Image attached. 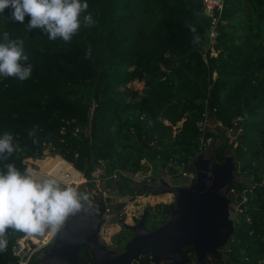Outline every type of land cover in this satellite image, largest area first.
I'll use <instances>...</instances> for the list:
<instances>
[{"label":"trees","instance_id":"1","mask_svg":"<svg viewBox=\"0 0 264 264\" xmlns=\"http://www.w3.org/2000/svg\"><path fill=\"white\" fill-rule=\"evenodd\" d=\"M87 3L70 43L50 40L41 29L28 31V17L20 24L7 18L9 10L0 14V43L5 33L9 40L23 41L26 63L33 68L23 82L0 76V136L11 133L19 146L7 159L0 158V170L14 163L26 173V160L44 159L50 149L61 157L53 172L66 170L62 178L69 184L81 181L82 174L94 191V173L103 167L108 176L116 170L126 174L106 182L123 190L150 167L174 176L193 169L202 151L199 124L207 117L204 139L219 141L215 161L232 151L254 185L227 187L239 192L240 212L226 258L199 262L191 246L185 251L195 263L187 264H264V0H225L217 56L203 49L209 22L202 0ZM89 14L92 27L83 19ZM136 81L144 83L142 91L130 86ZM232 129L236 147L227 136L219 137ZM175 207L157 204L147 218L149 230L165 225ZM25 236L7 230L0 264H18L12 248ZM79 259L93 263L88 246ZM132 264L153 263L145 255Z\"/></svg>","mask_w":264,"mask_h":264},{"label":"clouds","instance_id":"2","mask_svg":"<svg viewBox=\"0 0 264 264\" xmlns=\"http://www.w3.org/2000/svg\"><path fill=\"white\" fill-rule=\"evenodd\" d=\"M88 8L87 0H0V14L9 10L7 18L12 22L24 24L28 17V31L41 29L50 40L60 38L65 43H70L80 30L81 16ZM83 19L88 27L94 25L90 14ZM4 41L0 43V76L29 80L33 68L26 63L29 57L23 41L9 40L8 33ZM33 135L35 132L30 131L29 136ZM13 139L7 132L0 136V158L7 159L18 150ZM5 169L0 170V252L7 248L8 229L33 238L54 235L70 214L82 208V200H90L77 186L62 188L54 177L41 180L31 169L21 173L14 163L6 164Z\"/></svg>","mask_w":264,"mask_h":264},{"label":"water","instance_id":"3","mask_svg":"<svg viewBox=\"0 0 264 264\" xmlns=\"http://www.w3.org/2000/svg\"><path fill=\"white\" fill-rule=\"evenodd\" d=\"M203 49L206 51L207 46ZM204 158L202 154L193 163L198 174L191 189L163 183L166 192L174 196L176 206L165 225L155 231L149 230L148 215L145 214L139 224L125 225L133 237L123 252L104 246L89 248L92 264H132L140 262L145 255L151 256L153 264H160L162 260L187 264L191 258L185 249L191 246L197 260L203 262L216 246L226 240L224 231L239 215V212L229 213L228 204L220 199V191L224 187L222 168L211 161L203 163ZM115 196L122 198L121 194ZM104 213L102 206V211L93 215L87 228L79 221L65 227L49 251L51 264H81L80 253L93 237L99 235Z\"/></svg>","mask_w":264,"mask_h":264},{"label":"rangeland","instance_id":"4","mask_svg":"<svg viewBox=\"0 0 264 264\" xmlns=\"http://www.w3.org/2000/svg\"><path fill=\"white\" fill-rule=\"evenodd\" d=\"M212 55L217 56V53L213 50ZM130 86L139 91H142L144 89L143 82L136 81L131 83ZM213 133H217L216 130H213ZM225 136L228 137L230 145L233 143L234 147L237 146L238 143L237 141H235L236 134L232 132L228 133L226 130H223V132L219 134V137ZM218 144L219 141L215 139L209 145V150H207L206 152H201L200 154H203L205 156L203 163L211 161L213 164L216 163V167L219 166L222 168L223 175L221 176V179L224 182V187L220 191V199L221 201H224L228 204L229 213L240 212V203L238 202V198L240 197L239 192L236 189L228 192L227 187L232 184H243L245 187L251 188L254 185V177L250 173L242 171V169L240 168V164L234 161L232 151L227 152L224 161H215V146ZM44 155V159L41 160H26V162L28 163V170L31 169L36 172L38 174V178H40L41 180L48 177L56 178L60 182L62 188L66 185L77 186V184L80 182L78 179H74L73 183L69 184V182L62 178L66 170L53 172L55 162L57 158H61L60 156L55 155L50 149H46ZM195 171V168L189 171L180 169L178 171L177 176H174L172 173H170V176L172 177V186H179L185 187L186 189H191V184L193 178L195 177ZM153 172V176L155 178H160V176L164 174V171L162 169H154ZM107 177L108 175L105 174L103 167L97 169L94 173V178L96 179H105ZM154 177L143 179V177L140 176L137 179H132L130 180L132 183L127 185L123 190H117L114 185L107 186V183L102 181L103 187H110L114 193L124 195L119 201L116 199L113 204V212L116 216V223L107 224L105 222L106 217L103 216V222L100 227V233L98 236L93 237L88 242L87 245L89 248L92 249L93 246H104L109 250L123 252L125 250L126 243L131 240L133 235L132 232L125 229V225H137L140 223L142 217L145 214H147L148 216L153 215L155 205L160 201V199H165L163 200L164 203H172L175 201L174 196L166 192L164 184H159ZM81 178L82 182L77 187L81 193L86 192L90 197V200H82V208L67 217L64 225L61 227V229L56 235V240L58 239L59 235L62 233L65 227L73 223H77L78 221L82 222L86 228L89 227L93 215L97 212L102 211L103 203L99 199L96 186L95 188H93L94 191H92L89 185L87 184L88 181L84 179L82 175ZM136 188L140 189V191L142 192L140 193V191H137ZM115 203L118 205L123 204V206L119 207L118 205H115ZM151 224V221L147 222V226H149V228ZM232 224L233 225L231 227L224 231L226 233V240L222 244L216 246L213 252L210 253L207 257L226 258V251L228 250L229 244L235 239V227L237 224V219ZM106 238L110 240L109 244L106 242ZM49 249L51 250V245ZM43 258L44 262L42 261L41 264H51L50 252L48 254L42 255L41 259ZM189 263L195 262L190 259ZM160 264H167V261L162 260Z\"/></svg>","mask_w":264,"mask_h":264},{"label":"built area","instance_id":"5","mask_svg":"<svg viewBox=\"0 0 264 264\" xmlns=\"http://www.w3.org/2000/svg\"><path fill=\"white\" fill-rule=\"evenodd\" d=\"M225 7V0H202V10L204 13L205 18L209 22V32L207 34V43L205 46H207V50L211 49L212 51L214 50L215 44H216V39L218 36V27L219 24L221 23L222 19V13ZM211 51V52H212ZM215 51V50H214ZM216 52V51H215ZM206 53V52H205ZM217 53V52H216ZM212 55V53H211ZM214 56V55H212ZM203 58L207 62V57L206 54H203ZM237 125V124H235ZM209 127V122L207 117L203 122L199 124L200 131L203 134V139H202V151L201 152H206L208 150V145L211 144L213 141L211 138L205 141L204 135ZM239 132H242V129H238ZM228 133L232 132L236 134L235 131L232 130H227ZM237 135V134H236ZM202 154H199V156ZM153 167H150V170L147 173H142L139 172L136 174L133 179H137L140 176L145 178H153L154 172H153ZM164 171V170H163ZM121 177H126V174L121 172L120 170H116L111 176H108L105 179H94L93 182L95 183V186L98 191V196L100 201L103 203L102 206L105 208V213L104 216L105 222L107 224L112 223L115 214L113 212V204L115 201V195L116 193L113 192V190L110 187H103L102 186V181L103 182H108V181H117L120 180ZM155 178V177H154ZM156 181L161 184L165 183L167 185H171V180L172 177L170 176V171L165 170L164 174L160 176V178H155ZM243 201H246V198L243 199ZM115 206V205H114ZM107 239V238H106ZM48 245V239H44L42 241H34L33 238L29 236H25L23 238H20L16 241L12 248V253L13 256L17 259L18 264H39L38 260L41 259L40 253L45 249ZM36 259V260H35Z\"/></svg>","mask_w":264,"mask_h":264},{"label":"crops","instance_id":"6","mask_svg":"<svg viewBox=\"0 0 264 264\" xmlns=\"http://www.w3.org/2000/svg\"><path fill=\"white\" fill-rule=\"evenodd\" d=\"M81 174V173H80ZM82 175V174H81ZM82 182V179H81V181L77 184V186L80 184ZM116 195H119V194H116ZM124 194H121V197L123 196ZM116 198H115V200L117 199L118 201L121 199V198H117V196H115ZM161 198H164V197H161ZM153 200V199H152ZM163 200H165V199H160V201L157 203V204H160V203H164V201ZM115 202V201H114ZM153 202H155V201H153ZM172 203H175V202H172ZM172 203H166V204H172ZM156 204V205H157ZM115 205H118V204H116L115 203ZM155 205V206H156ZM66 221V220H65ZM65 221H64V223H65ZM116 221V216L114 217V219H113V221H112V223H116L115 222ZM64 225V224H63ZM62 225V226H63ZM61 226V227H62ZM58 233V232H57ZM57 233L56 234H54V235H49V236H45V237H36V238H33V237H31V238H33V240L34 241H36V242H40V241H42V240H44V239H48V245H47V247L45 248V249H43V251L40 253V255L42 256V255H44V254H48L49 253V251H50V245H51V247L53 246V244H54V242L56 241V235H57ZM27 235V234H26ZM30 237V236H29ZM55 240V241H54ZM106 240V242L109 244L110 243V240H108V239H105ZM48 248V251H46V249Z\"/></svg>","mask_w":264,"mask_h":264},{"label":"flooded vegetation","instance_id":"7","mask_svg":"<svg viewBox=\"0 0 264 264\" xmlns=\"http://www.w3.org/2000/svg\"><path fill=\"white\" fill-rule=\"evenodd\" d=\"M211 165H212V164H211ZM197 172H198V171H195V177L193 178V181H192V184H191V185H193V184L195 183L196 179H197V174H198ZM191 185H190V186H191Z\"/></svg>","mask_w":264,"mask_h":264},{"label":"bare ground","instance_id":"8","mask_svg":"<svg viewBox=\"0 0 264 264\" xmlns=\"http://www.w3.org/2000/svg\"><path fill=\"white\" fill-rule=\"evenodd\" d=\"M46 179V178H45Z\"/></svg>","mask_w":264,"mask_h":264}]
</instances>
